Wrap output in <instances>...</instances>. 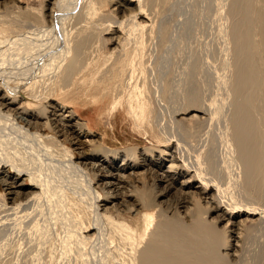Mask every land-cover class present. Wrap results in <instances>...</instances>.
I'll use <instances>...</instances> for the list:
<instances>
[{"label": "bare ground", "instance_id": "obj_1", "mask_svg": "<svg viewBox=\"0 0 264 264\" xmlns=\"http://www.w3.org/2000/svg\"><path fill=\"white\" fill-rule=\"evenodd\" d=\"M148 3L149 0H43L39 8L22 7L25 11L36 10V14L27 12L22 17L0 13V183L7 191V196L0 197V207L18 212L19 208L23 210L35 204L39 208L36 212L50 222L46 224L50 229L52 225V230L42 233L46 230H40L41 225H47H40V220L32 217L29 224H26L28 220L25 223L22 220L28 225V232H38L37 238L43 235L40 239L49 233L47 237L61 244L57 248L53 243L49 247L53 249L44 248V252L55 250L60 254L58 250L62 249L71 254V260L76 259L77 264H124V258H120L123 254H118L114 244L120 238L113 232L112 225L123 230L130 227L133 232L140 224L137 221L133 227L120 220L116 225L124 211L135 213V218L143 213L147 222L141 232L132 233L135 244L125 255L128 256L127 264H230L228 258L238 259L246 238L255 233L252 230L264 229V0H226L222 9L220 33L232 55V75L224 79L222 101L231 105L232 111L224 118L223 132L218 133L222 137L218 138L224 149L233 154L229 163L226 161L227 165L241 169L235 175L245 194L243 200L225 202L217 198L223 187L202 174L195 166L197 161L192 163L193 168L188 166L187 147L184 148L182 140L172 138L173 130L167 125L165 131L170 135L163 132V123V128L159 127V114H164L161 108L160 112L156 109L159 107L157 100L164 102L165 98L160 88L157 89L160 85L155 92L154 88L150 89L152 82L148 84L145 78L147 60L144 53L149 51L143 52L148 49L143 35L152 31L154 25ZM5 4L0 0V8L4 9ZM105 6L110 7L104 10ZM117 15L123 21L117 20ZM141 18L148 24L142 23ZM151 61L150 66H153ZM136 69L141 72L139 83L135 79ZM194 70L195 66L193 72H196ZM166 84L167 81L161 90L167 93L170 87ZM85 86L88 89L84 94H91H86L88 102L110 104L105 112L106 126L101 127L102 134L96 140L89 138L95 136L89 123L80 121L73 108L54 98L57 93L72 89L81 91ZM186 95L191 107L184 108L178 119L168 117V124L172 121L170 125L172 123L186 136H196L195 133H201L204 127L215 126L216 107L212 103L200 105L195 88ZM122 103L128 110L133 129L143 133L146 139L154 136L160 146H155L154 142L143 148H119L117 141L114 145L108 144V128H113L112 112ZM172 112L171 117L174 116ZM80 137L88 138L95 147L86 155L82 153L83 162H75V148H71V143L80 144ZM194 153V157L203 160L202 154ZM96 177L101 182L92 185ZM144 180L148 183L145 193L132 186ZM123 183L132 188L125 189ZM100 186L102 188L97 190ZM171 191L177 199L174 207L171 206L173 209L168 211L164 209L168 206L161 208L159 202L162 201L158 199ZM223 195L226 194L222 192ZM199 200L210 206L214 217L206 219L208 210ZM187 204H191L192 209ZM30 211L28 215L32 214ZM165 212L171 215L166 216ZM213 220L225 223L217 228ZM104 238L109 240L111 248L105 261L100 257L96 259L99 253L105 254L98 251V242ZM43 241L42 244L47 240ZM119 244L118 250L122 248ZM88 251L93 252L90 256L93 255L95 261Z\"/></svg>", "mask_w": 264, "mask_h": 264}, {"label": "rangeland", "instance_id": "obj_2", "mask_svg": "<svg viewBox=\"0 0 264 264\" xmlns=\"http://www.w3.org/2000/svg\"><path fill=\"white\" fill-rule=\"evenodd\" d=\"M5 1L3 0V2L6 3L5 8L4 9L0 8L1 15H4V14L7 15V13H9L11 15L15 14V15H20V16L24 17L27 12H30L31 14H36L35 13L36 10H31V11L26 10L25 11L24 8H28V7L39 8L40 4L42 3L43 0H5ZM13 1L14 2L16 1V2L13 3ZM157 1L158 0H153V1L149 0L150 3H148L149 11L151 10V19L154 18V19H152V20H154L153 21L154 25L152 26V29H151L153 32L148 31V29H147L146 31H148V32L144 33V35H143V39H146V40H143L145 45H146V42L148 44V49H146V46H147L146 45L145 46L146 50H143V52H147V51L150 52V53L147 52V54L144 53L145 58L147 60L145 62L146 71H147L146 72L147 74L145 73L146 82H148V84L150 82H152L150 84H153V85H151V86L149 85V86L151 87L150 89L154 88L153 90H155L160 85V87H158L157 89L160 88L159 92L161 91L160 92L161 95L163 93L164 98H165L163 100L164 102H162V99L157 100V102H158L157 105H159V107L157 106L158 108H156V109L159 110L158 112H160L159 108H161L162 114H164V115H161V113L159 114L160 115V117H158L160 119V120L158 119L159 120L158 121L159 127L163 128L165 125L164 131L162 130L163 132H166L165 129L168 127L170 130H173V131H171L172 134L174 135V137H172V138H180L182 140V142L185 146L184 148L187 147V150H188V151L186 150V152L188 153L187 157L189 160L186 162L188 163V166H190V168H193L192 163L193 162L195 163V161H197L195 166L198 167V170L202 174L207 176V178L209 180H211L212 182L214 180V181L218 182V184H219V186H221V188L223 187L222 188L223 190H221V192H220L221 195L218 194L219 196H217V198L219 200H221V201L223 200V202L228 201V200L234 201V199H236L237 201H240V199L243 200L245 194L243 192V189L240 188V185H239L240 181H238L239 178L235 175V173L238 171H241V169L239 170V168H237V169L231 168V166L227 165V162L231 160L233 154L230 152L229 149H227V148L224 149L223 143L219 142L221 140L219 138L222 136H219V134H218L219 132H221V133L223 132V126L224 125H222V124H225L224 118L230 116V113L232 111L231 105H229L228 103H223V101H222L223 97H224V94L222 95V93H224V90H225V87L223 84L224 79H225V77L230 78L231 77L230 75H232L231 74L232 73V70H231L232 66L230 67V65L232 64V57H231L232 55L231 56L229 55L230 52H228L226 45H224V41L222 40L223 37L221 36V33H220V29L223 27V25H222L223 24V17L222 16L224 14V10H222V9L226 3V0H188V1L187 0H166L168 4L166 3V1L165 2H161V1L157 2ZM160 3H162V5H160ZM13 4H15V5H13ZM154 4H155V6H153ZM17 7H21V8H17ZM22 7H24V8H22ZM108 7H110V6H108ZM108 7L105 6L104 10L107 9ZM1 10H4V11H1ZM220 15H221V18H220ZM155 16H156V18H155ZM157 17L159 20L157 19ZM116 19L119 21L120 20L123 21V18H121V16L118 17V15H117ZM140 20L142 23L146 22V24H148L144 18H141ZM161 24H163V27ZM111 27H113V26H111ZM219 27H221V28H219ZM112 29L113 28H111V30ZM107 33H110L109 30L107 31ZM147 33L149 34V36L146 35ZM104 35L110 36V34H104ZM104 35L102 34L103 37H104ZM165 35H167V36H165ZM147 36H148V38H147ZM152 52H153V54H152ZM148 53H149V55H151V54L152 55L149 56ZM174 57H175V59H174ZM230 58H231V60H230ZM150 61H151V64L153 66H150ZM154 61L157 62V65H156V62L154 63ZM200 61H201V63H200ZM226 62H228V63H226ZM158 63H159V65H158ZM191 63L194 64L193 67H192ZM155 65L158 67H156ZM194 66H195L196 72H193ZM200 67L202 68V70H197V69H201ZM156 70L157 71L160 70V71L156 72ZM228 70H229V72H228ZM135 71H137L135 74V79L139 83L142 80V77H140L141 72H140V70H137V69ZM165 73L166 74L168 73L167 76ZM228 73H230V74H228ZM188 75H193L194 78H192V76L190 77ZM161 76L165 79L164 82H163V79ZM157 78H159V79H157ZM153 80H155V81H153ZM113 81H115V80H113ZM166 81H167L166 85L167 86L169 85L168 88L169 87L171 88V89L169 88V90H167L168 91L167 93L164 90L163 91L161 90L163 87L164 88L166 87L165 86ZM217 86H219V87H217ZM86 88L88 89V87L85 86V88H83L81 91H77V90L72 89V91H70V92L67 91V92L61 93V94L57 93L58 95L56 94V97L54 96V98H55V101H58V102L60 101L59 103L63 104L64 106H66L68 108H73L77 112V115H78V118L80 119V121L86 120L89 123V126H90L92 132L94 133L93 135H95L94 137H89V138H95L94 140H96L102 134L101 133V127L106 126L105 125V120H106V113L105 112L109 109L110 104L107 103L106 105H102V104H95V103L88 102L86 94H88L90 96H91V94H90V92L84 94V92L87 90ZM194 88L197 89L198 93H199V104L202 105V103H205V104L212 103L216 107L215 110H218L217 111L218 116L216 115V117H218L219 120L218 119L216 120L217 124L214 123L215 126H213V124H212L213 127L206 126L202 130H200L201 133L199 131H197V133H195V134H197L196 136L194 134L192 136H186V134H182L181 132H179L180 130H178V128H174L175 126L172 123H171V125H172V127H171L170 122H172V121H169V124H168V120H170L171 118L178 119L179 117L182 116V113H181L182 111H184L185 109H189L191 107L190 104L185 99V97H187V95H186L187 92L190 91V89H194ZM155 92H156V90H155ZM211 97H212L213 101L211 100ZM123 100H124V98L121 99V102ZM121 102H120V104H121ZM88 103L92 104L91 107H90V105H88ZM160 103H161V105H160ZM118 105L116 106V107H118L117 109H115L116 111L112 112V117H111L110 122L112 123L113 128H111V127L108 128V134H109L108 144L114 145V144H116L115 142L117 141V147H119V148H123L125 146H138L140 148H143L144 146H149V145H151V143L154 142L153 144L155 146H160L158 143V140L156 138H154V136L153 137L150 136V137H148V139H146L145 136H143L144 135L143 133H141V132L138 133L137 131H135L132 127V122H131L130 118L128 117L129 115H128V110H127L126 106H123L124 103H122V106H118ZM216 105H218V106H216ZM219 105H220V107H219ZM160 106H162V107H160ZM166 107H168V108H166ZM229 107H231V108H229ZM121 108H123V109H121ZM228 108L230 111L228 110ZM171 111L174 112V114L172 112V115H174L172 117L169 115V114H171ZM165 112L167 114H165ZM193 112H195V111H191V113H193ZM197 113L201 114L200 112H197ZM104 116H105V118H104ZM168 117H170V119H168ZM162 118H163V120H161ZM219 121H221V122H219ZM161 123H163L162 124L163 127H161ZM184 124L187 125V124H190V122L184 121ZM166 125H167V127H166ZM218 130H221V131H218ZM114 134H115V136H114ZM167 135H170V132H168ZM183 139H184V141H183ZM85 140H86V142H84ZM88 140H89L88 138L85 139V137H80V139H79V142H81L80 144L74 145L73 143H71V148H75L74 149L75 150V152H74L75 157L73 158V160L75 162H83L84 157H82V153H83V155L84 154L86 155V153H88L91 149H93L95 147ZM75 146L76 147L79 146V147L76 148ZM212 146L215 148H213ZM221 148L223 149V151ZM192 149H193V151H195V153L192 151ZM215 149H216V151H215ZM77 150H78V152H77ZM190 151L192 152L191 153L192 155L190 154ZM79 152H81V154H79ZM224 152H226V153H224ZM193 153H194V155L195 154L196 155L202 154L203 160L200 161L198 157H194ZM227 153H228V155H227ZM223 154H226L224 156H227L228 158L226 159L223 156ZM185 156H186V154H185ZM213 158H215V159H213ZM221 158H223V159H221ZM213 160H214V163H213ZM117 162H119V161H117ZM212 163H213V165H211ZM165 164H166V162H165ZM189 164H191V165H189ZM82 167L83 168L87 167V169H89L87 165H83ZM107 168L110 169V167H107ZM232 174H234V175H232ZM124 175H125V173H124ZM234 178H236V179H234ZM100 182L101 181L98 180L96 177V178H94L92 185H98ZM146 184H147V186H146ZM122 185L125 186L126 187L125 189H128V190H130L132 188L131 186L128 185V183L127 184L123 183ZM132 186L133 187L135 186L134 188L139 190L141 193H145L146 190L148 189L147 180H144L141 184L140 183H134V184H132ZM146 187H147V189H146ZM4 188L5 187L0 183V194H1L0 197L2 195H3V197L7 196L6 195L7 191L4 190ZM101 188L102 187L100 186L99 188H97V190H100ZM222 192H224V194H226V195H223V197H222ZM217 193H219V192H217ZM224 196H225V198H224ZM176 199H177L176 194L173 193V191H171V192L167 193L165 197L159 198L158 201H162V203L159 202L162 209L165 206H168V208L165 207L164 209L170 211V209H173V208H171V206L174 207ZM102 202H104V201H102ZM199 204L202 207H203V205L206 206V209L208 210V211L206 210L207 214H205L206 219H209V218H212L215 216V213L211 212L209 210L210 209L209 205H205L200 200H199ZM32 205H31V207L29 206L28 208H23V210H22V208H19L17 210L18 212L13 211L12 209L11 210L8 209L9 210L8 211V210H6V208H4L2 206L0 207V230L2 231V232H0V264H39V263L40 264H44V263L45 264H67L69 261H70V263H68V264H77L76 259L71 260L72 255L66 253L62 249H60V251L58 250V252H60V254L57 253V251H55V250H53V252H44L46 250L44 248L48 249L50 246H52L53 243H55V246L57 248L59 247V245L61 243H58L56 241V239H53V237H51V238L47 237V235H49V233H47V235H45L46 232L48 231L46 229H50V227L48 226L50 222L48 223L46 220H44L43 215L38 213L39 208H37V206L35 204L33 205V208H32ZM187 206L189 209L190 208L192 209V207H193L191 204H187ZM189 209H188V211H189ZM33 210H34V212H33ZM29 211H30V213H32V214H29L30 216L27 214V212L29 213ZM36 211H38V212H36ZM164 214L166 216L171 215V213L169 214L168 212H165ZM25 215L26 216L28 215V216L26 217ZM21 217H23V218H21ZM32 217L35 218L36 220H38V222L40 220V225L44 224V223H45V225H47L46 223H48V225L46 227H44V225L43 226L41 225V228L39 227L40 230H42L43 228L46 230V231H44V230L41 231L42 233L43 232L45 233L44 234L45 239L44 238L40 239L41 237H43L42 233H41L42 236L39 238V236H40L39 235L37 238L38 232L35 234L34 233L31 234L28 232L29 229H28V225L26 226V224H29V221H30V219H32ZM135 217H136L135 213H133L131 211H124L121 214V218L118 219V221H116V225L119 224L120 220H123L126 224H128L129 226L131 225L133 227L137 225V221L140 222V224L136 226L137 228H134L133 232H131L130 227H128V230H125V229L123 230L119 226L117 227L115 225L114 226L112 225V228L114 229V230L112 229L113 232H115L116 235L118 233L117 236H118V238H120V240L117 239L116 240L117 242L115 241L114 244L116 246L117 252L118 251L120 252V253L118 252V254H123V256H121L120 258H122V259L124 258L123 259L124 264H127V262H128L127 261L128 256H125V255H127V252H130V250L134 249L135 242L132 240L131 237H133L135 234H132V233L141 232L143 225L145 223H147V222H145V217H144L143 213L140 215L139 218H135ZM2 219H3V221H2ZM22 220L24 221V223H25V220H26V222L28 220V223L24 224V223H22L23 222ZM214 220H213V222L217 228L222 227V225H224V223H225V222H217ZM21 226L23 227V229ZM24 226L26 227V231L24 230L25 229ZM151 226H152V224H151ZM114 227H116V228H114ZM51 230H52V225H51L50 231ZM22 231H23V233H22ZM252 231H251L252 233L255 232L254 233L255 235L254 234L248 235V238H246V241L243 244V248L240 251L242 253L239 252L240 255H238L239 256V257H237L238 259L232 260L230 257L228 258L230 264H264V229H259V230L255 229ZM39 234H40V231H39ZM119 234L121 235L120 237H119ZM32 235H35V236H32ZM22 237H24L25 239ZM33 237H34V239L36 237L37 240H34ZM21 239H22V241H21ZM27 239L31 243L28 242ZM31 239H33V241ZM38 239H40V243H38V241H39ZM104 239L102 241L98 242V243H100V244H98V251L102 252V254L105 252V254H103V256H102L99 253L98 257H96V259L100 257L101 260L105 261L106 258H108V255H109L111 248L109 246V240L107 238L105 240ZM42 240H44L43 242H45L46 240L47 241L42 244ZM34 241H35L34 244H36V245L33 244ZM105 241L108 243L106 244ZM116 243H117V245H116ZM118 243H120L119 247L120 248L122 247L120 250H118L119 248H117ZM24 244H27V245H24ZM30 244H33V246H35V247H33L32 245L30 246ZM121 244H122V246H121ZM99 245H100V248H99ZM11 247L13 249H11ZM30 247H32V250ZM125 247H126V249L122 250ZM27 249L30 251H28ZM49 249H53V248L51 247ZM91 251H88L89 256H90V254H93V252L91 253ZM65 253H66V256H69V257H66L64 255ZM92 256H90L91 260L95 261V259H94L95 257L92 258ZM124 256L126 257V259ZM104 257H106V258H104ZM40 258L43 259L44 261L43 260L41 261ZM67 258L68 259L70 258V260L66 261V260H68ZM120 258H119V261L120 260L122 261V259H120ZM11 260H12V262H11ZM63 260H65V261H63ZM124 260H126V262ZM107 262L109 263L108 260H107ZM103 264H105V263H103Z\"/></svg>", "mask_w": 264, "mask_h": 264}]
</instances>
